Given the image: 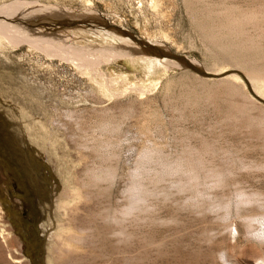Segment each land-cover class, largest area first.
<instances>
[{
  "label": "rangeland",
  "instance_id": "obj_1",
  "mask_svg": "<svg viewBox=\"0 0 264 264\" xmlns=\"http://www.w3.org/2000/svg\"><path fill=\"white\" fill-rule=\"evenodd\" d=\"M25 3L97 13L228 74L107 58L135 45L100 27L0 31V264H264L248 232L264 214V106L229 73L264 97V0L0 8Z\"/></svg>",
  "mask_w": 264,
  "mask_h": 264
},
{
  "label": "water",
  "instance_id": "obj_2",
  "mask_svg": "<svg viewBox=\"0 0 264 264\" xmlns=\"http://www.w3.org/2000/svg\"><path fill=\"white\" fill-rule=\"evenodd\" d=\"M0 18L5 19L7 22L14 24L16 23L21 27L26 28V30H30L31 32H34L40 28L43 32L49 31L50 33H55L57 31H66L67 29L71 28H84L88 26L100 27L118 34V30L121 29L125 31L126 37L132 43H134L135 46L117 45L119 47L125 48L131 54H145L161 59L165 58L169 61H173L180 69L191 71L194 74L207 79H220L228 74L226 72H208L198 62H196L194 59H191L189 56L177 51H172L164 45L138 38L133 33L117 25L110 24L97 13L87 14L85 12H69L59 9V11L37 13L25 18H22L20 15H17L14 18L5 16H0ZM231 72L238 74L244 80L251 97L260 105L264 106V99L253 92L246 76L239 70H230L229 73Z\"/></svg>",
  "mask_w": 264,
  "mask_h": 264
},
{
  "label": "bare ground",
  "instance_id": "obj_3",
  "mask_svg": "<svg viewBox=\"0 0 264 264\" xmlns=\"http://www.w3.org/2000/svg\"><path fill=\"white\" fill-rule=\"evenodd\" d=\"M18 4H20V3H18ZM26 4V3H25ZM29 4H30V2H29ZM9 5V4H8ZM27 5V6H26ZM26 5H24V7L25 8H23V10H21V14L19 13V14H17V15H20L22 18H25V17H29V16H32L33 14H36V12L37 13H41L42 11H46L47 9H53L52 7H46V6H44L43 4H37V3H33V4H31L30 6L28 5V4H26ZM21 6V5H20ZM5 8V7H4ZM21 8V7H20ZM28 8H30V9H28ZM18 9H19V7H18ZM25 9V10H24ZM28 9V10H27ZM4 13H6V11H5V9H3V8H0V16H5V17H10L9 15H11V14H8V15H3ZM7 14V13H6ZM16 14V13H15ZM15 14H12V15H15ZM31 14V15H30ZM16 15V16H17ZM15 16V17H16ZM13 17V16H12ZM1 24H3V25H5V27L3 28V29H0V31L1 32H3V33H5L4 34V36H7L6 34H9L10 33V35H11V33L12 32H14L15 33V35H17V34H30V40H32V42H36V41H38V40H40L41 41V39L38 37V38H32L33 36V33L31 34V33H29L28 32V30H26V28H24V27H21L20 25H18V24H14V23H11V22H7L5 19H1L0 18V28H1ZM96 30V29H95ZM37 31V30H36ZM98 31V30H97ZM102 32V31H101ZM103 33H105V32H103ZM118 35L120 36V37H126V33H125V31H123V30H121V29H119L118 30ZM13 34V33H12ZM3 35V34H2ZM15 37V36H14ZM122 40V39H121ZM46 41V40H45ZM125 41V40H124ZM130 41V40H129ZM151 41V40H150ZM127 42H128V40H127ZM47 43V42H46ZM38 44H39V42H38ZM135 45V44H134ZM109 50H110V56H108L107 58H110V57H112V56H126V55H131V53L129 52V51H127L125 48H122V47H115V48H109ZM78 56H81L80 54L78 55ZM71 57H72V59H73V61H74V63L75 64H77V65H79V66H88V63L89 62H86L85 60H80V59H78L75 55H71ZM76 57V58H75ZM150 58H151V61L152 62H155V63H158V64H160V65H162V66H167V65H170L171 67H173L172 65H176L173 61H169V60H167V59H161V58H158V57H154V56H149ZM143 58V57H142ZM93 63V62H92ZM95 65V63H93V65H92V67ZM88 67H90V68H92L91 66H88ZM176 67V66H175ZM169 69V68H168ZM205 69V68H204ZM206 70V69H205ZM206 71H208V70H206ZM209 72V71H208ZM246 78H248V77H246ZM249 81V80H248ZM250 84V83H249ZM253 87V86H252ZM254 89V90H253ZM253 92H255V94H257L258 96H260V97H262L263 99H264V97L259 93V92H257V90L253 87ZM148 152L146 151V152H144V154H143V159H144V157L145 158H148ZM139 182V181H138ZM131 190H133V191H135V192H137V190H139V186H137V185H134V186H132V189ZM133 193V192H132ZM138 193V192H137ZM137 196V195H136ZM240 197H241V200H242V202H248V201H250L251 200V198H249L248 196H246V195H244V193H241V195H240ZM240 199V198H239ZM253 199V198H252ZM251 221H255V222H257V224H258V227L257 228H255V227H253L252 229H250L248 232H249V234L251 235V236H254V237H258V238H261V237H263L264 238V214H262V216H260V218H257L256 217V219H251L250 220V222ZM250 222H248L250 225H252ZM253 226V225H252ZM251 226V227H252ZM223 256V255H222ZM261 258V257H260ZM224 259H226V257L224 256Z\"/></svg>",
  "mask_w": 264,
  "mask_h": 264
}]
</instances>
